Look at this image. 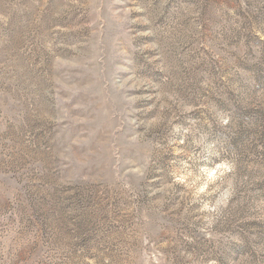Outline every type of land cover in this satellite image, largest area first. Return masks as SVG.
Wrapping results in <instances>:
<instances>
[{
	"label": "rangeland",
	"instance_id": "374dc122",
	"mask_svg": "<svg viewBox=\"0 0 264 264\" xmlns=\"http://www.w3.org/2000/svg\"><path fill=\"white\" fill-rule=\"evenodd\" d=\"M0 264H264V0H0Z\"/></svg>",
	"mask_w": 264,
	"mask_h": 264
}]
</instances>
